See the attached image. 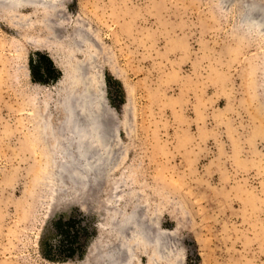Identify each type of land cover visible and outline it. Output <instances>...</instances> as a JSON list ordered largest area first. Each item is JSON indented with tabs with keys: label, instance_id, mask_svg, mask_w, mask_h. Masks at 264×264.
I'll return each mask as SVG.
<instances>
[{
	"label": "rangeland",
	"instance_id": "obj_1",
	"mask_svg": "<svg viewBox=\"0 0 264 264\" xmlns=\"http://www.w3.org/2000/svg\"><path fill=\"white\" fill-rule=\"evenodd\" d=\"M227 1L0 5V264H96L122 242L129 264H264V31ZM84 58L114 146L78 188L51 158ZM141 226L163 236L156 259Z\"/></svg>",
	"mask_w": 264,
	"mask_h": 264
},
{
	"label": "bare ground",
	"instance_id": "obj_2",
	"mask_svg": "<svg viewBox=\"0 0 264 264\" xmlns=\"http://www.w3.org/2000/svg\"><path fill=\"white\" fill-rule=\"evenodd\" d=\"M6 1L7 0H0V5H5ZM12 1H13L12 4H16L20 6V5H35V3L38 4L39 1H43V0H12ZM229 1L232 3H234L233 1L238 2L240 8L239 14H240L241 22L247 24L250 29L254 28L256 31H264V6L259 1L228 0L227 2H225V4L224 2L222 4L227 5ZM29 42L37 46V43L34 42V40L30 39ZM86 61L88 60L84 58L81 63L80 62L78 64L73 63L72 68L75 70L77 66H79L82 63H85ZM63 73L67 74L64 69H63ZM90 73L89 75L86 76L87 79H85L84 82L82 80L81 81L82 83L79 84V87L80 88L82 87V90H79L78 93H75L73 91L74 84L76 86V82H78V76L76 74L74 77L71 76V73H69L71 80H69V88L67 91V95L64 96V98L61 100L62 106L64 108V112L66 113L63 126L61 127L63 128L65 126L63 129L67 131L68 134L66 137H64L66 142L65 143L63 141H62L63 143L61 142L63 147L59 151L54 152L55 154L53 153L54 155L51 158L53 164L51 173L53 174L55 173V175H57L55 177H57L59 185L60 183L62 184L67 182V180H69L72 184H74L75 187L79 188L85 184L86 182L85 180L88 179V176H90L92 180L95 181L96 184L97 183L96 180L99 179L97 176L99 175L100 177V175L104 173L106 164L112 158V151H113L112 149L114 146V144L111 145L113 143L111 141L112 136L109 138V136H107L108 134L105 135L106 128H104L105 117H107V115L110 113V110L108 108L107 110L105 108V105L103 106L101 93H98V87L100 84H98L99 77L97 75V72L93 71L91 74ZM42 129L44 131L46 129L47 134H51V133L55 134L57 130L56 127L54 126L50 127L49 124L47 127ZM64 130L62 131L61 129L62 132H64ZM62 132L61 134H63ZM97 146L98 148L102 147L101 149L102 151H100V148L98 149ZM85 147L88 149H86ZM96 177L98 179H96ZM134 218L136 219V216L132 214H127L125 217H123L122 219L124 221L123 224L125 225V227L126 224L132 225L131 223H134L133 222ZM120 227L121 228L119 229L118 232L119 236L126 235L122 230L123 227L122 226ZM143 230L144 228H142L141 226L140 229H138V234L143 235ZM146 231L144 230V233H146ZM144 235L143 236L145 237L148 246L151 245L150 246L151 247L150 249H152L150 252L152 255L151 257L156 259L157 252L159 251L158 249L161 247L160 237L162 236V234H160L161 236H159V233L158 234L156 233L157 236L154 234L155 235L154 237L152 236L153 234L150 235L152 237L150 236L148 237L146 234ZM128 237L130 238L129 240L130 243L129 246L128 245L127 246L132 247V244L135 243L134 241L136 237L135 235L134 236L129 235V232H128ZM116 245L118 246L121 245V246L119 248H115L114 246L111 247V245H107L106 251H101L97 249L94 255H92L93 257L92 256L91 257L94 259V261H96L95 262L96 264H129V262L133 260L131 252L129 255H127L128 253L126 254L128 257L127 259L124 258H123L124 260L122 258L120 259L119 253L125 250L126 246L123 244V242Z\"/></svg>",
	"mask_w": 264,
	"mask_h": 264
},
{
	"label": "water",
	"instance_id": "obj_3",
	"mask_svg": "<svg viewBox=\"0 0 264 264\" xmlns=\"http://www.w3.org/2000/svg\"><path fill=\"white\" fill-rule=\"evenodd\" d=\"M91 65H92V62L91 61H89V62L86 61L85 63H82L79 66H77V68L75 70L73 69V71L71 73V76H74L75 77L76 74L78 76V82H76V86L74 84V88H73V91L75 93H78L79 90H82V87L80 88L79 87V84L82 83L81 82L82 80L84 82V80L87 79L86 76L89 75V73H90ZM120 246H118V247H120Z\"/></svg>",
	"mask_w": 264,
	"mask_h": 264
},
{
	"label": "trees",
	"instance_id": "obj_4",
	"mask_svg": "<svg viewBox=\"0 0 264 264\" xmlns=\"http://www.w3.org/2000/svg\"><path fill=\"white\" fill-rule=\"evenodd\" d=\"M53 67H52V65L50 64V65H47V69H52ZM72 220L71 219H69V220H67L66 222H65V224L67 225V226H70V222H71ZM66 238H67V244L69 243L70 245H72L73 243H75V241L78 239V236L76 235V234H71V232H67V235H66ZM70 254H68L66 257H73V255H74V252L73 251H70L69 252Z\"/></svg>",
	"mask_w": 264,
	"mask_h": 264
}]
</instances>
